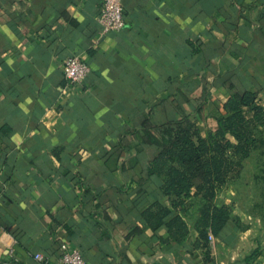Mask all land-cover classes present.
<instances>
[{"label": "crops", "instance_id": "1", "mask_svg": "<svg viewBox=\"0 0 264 264\" xmlns=\"http://www.w3.org/2000/svg\"><path fill=\"white\" fill-rule=\"evenodd\" d=\"M100 3L0 0V264H56L62 244L86 264H264V220L239 214L244 231L195 249L141 216L155 129L200 106L213 129L230 92L264 106V0H122L103 37ZM72 56L80 88L62 76Z\"/></svg>", "mask_w": 264, "mask_h": 264}, {"label": "trees", "instance_id": "2", "mask_svg": "<svg viewBox=\"0 0 264 264\" xmlns=\"http://www.w3.org/2000/svg\"><path fill=\"white\" fill-rule=\"evenodd\" d=\"M203 109L150 135L155 153L146 176L159 185L141 216L153 231L165 230L163 244L194 235V248L206 249L209 236L245 230L239 214L264 220V106L257 92H230L210 130L201 126ZM229 189L234 195L225 204L220 194ZM156 197L167 198L169 207Z\"/></svg>", "mask_w": 264, "mask_h": 264}, {"label": "built area", "instance_id": "3", "mask_svg": "<svg viewBox=\"0 0 264 264\" xmlns=\"http://www.w3.org/2000/svg\"><path fill=\"white\" fill-rule=\"evenodd\" d=\"M122 0H101L97 23L99 25V37L108 34H118L124 27ZM62 76L66 83L73 87H81L90 71L89 68L75 56L64 60L61 66ZM209 243L214 241L208 237ZM36 264H50V261L41 253L33 255ZM56 264H86L81 254L75 249H69L65 244L60 246V257ZM255 264V263H244Z\"/></svg>", "mask_w": 264, "mask_h": 264}, {"label": "rangeland", "instance_id": "4", "mask_svg": "<svg viewBox=\"0 0 264 264\" xmlns=\"http://www.w3.org/2000/svg\"><path fill=\"white\" fill-rule=\"evenodd\" d=\"M232 195V192L230 191H228V192H223V193H221V198H220V200H222L225 204H229V203H226L227 202V200H229V198H230V196ZM246 263H249V262H246Z\"/></svg>", "mask_w": 264, "mask_h": 264}]
</instances>
